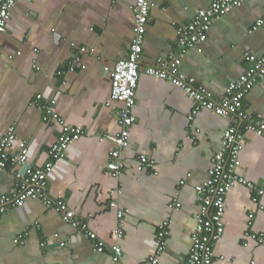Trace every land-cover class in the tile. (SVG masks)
<instances>
[{
	"label": "crops",
	"instance_id": "crops-1",
	"mask_svg": "<svg viewBox=\"0 0 264 264\" xmlns=\"http://www.w3.org/2000/svg\"><path fill=\"white\" fill-rule=\"evenodd\" d=\"M211 1L152 0L125 167L114 179L105 169L114 144L99 138L119 132L122 104L109 101L110 74L129 50L135 0H16L7 29L0 34V139L14 127L11 153L25 148L27 167L44 166L60 129L42 121L34 105L39 94L40 104L56 101V112L66 125L82 128V136L49 174L45 197L65 202L87 231L104 242L105 251L96 252L86 232L63 222L51 206L29 199L0 215V264H112L116 216L109 196L115 190L118 207L126 211L121 264H149L157 226L164 220L170 228L159 264L184 263L199 209L195 187L208 180L223 131L241 124L206 110L190 120L191 98L148 76L145 69L175 53L177 29ZM261 18L264 0H245L225 13L212 23L201 51H187L181 73L219 100L225 86L241 76L245 52L264 56V25L251 31ZM81 47L95 53L81 56L84 70L69 72ZM243 108L264 119V81L247 94ZM139 155L152 167L137 170ZM17 171L24 168L8 166L0 173V196L11 192ZM237 173L257 192L237 184L227 193L224 232L215 245L216 256L223 259L217 264H264V245L259 242L264 235L263 138L245 134Z\"/></svg>",
	"mask_w": 264,
	"mask_h": 264
},
{
	"label": "built area",
	"instance_id": "built-area-1",
	"mask_svg": "<svg viewBox=\"0 0 264 264\" xmlns=\"http://www.w3.org/2000/svg\"><path fill=\"white\" fill-rule=\"evenodd\" d=\"M245 0H212L206 9L195 10L191 21L177 29L176 51L167 59L158 60L156 67L145 69L148 76L164 80L182 90L194 103L189 119L200 111L206 110L222 118H233L241 125L227 127L221 137V147L212 159L209 177L202 185L196 186L199 209L196 223L191 236V247L188 258L183 264H217L223 258L215 254V245L224 232L223 215L225 197L237 184L246 186L252 192H257L254 186L241 178L237 173L239 156L243 149L246 133H252L264 139V119L260 116H251L243 108V100L254 86L264 81V56H256L250 51L244 53L245 67L241 76L224 88L223 96L216 100L213 94L194 84V81L184 76L180 69L182 60L187 51L197 48L201 51L202 44L207 40L212 23L233 8H238ZM16 0H0V34L7 29L8 20ZM152 0H135L132 8L133 37L126 56L118 60L112 71L110 80V102H120L122 109L119 117V132L115 136L103 135L101 141L110 139L114 148L108 154L105 169L111 178L118 179L125 167L124 152L129 145V128L134 122L133 110L136 104V89L139 78V69L142 48L146 33V26L150 11L153 8ZM264 25V19H258L251 27L256 31ZM93 49L78 48L77 56L68 65V71L77 68L85 69L81 56L94 55ZM105 70H108L105 68ZM61 74V72H60ZM42 96L36 95L34 105L41 112V119L45 123L56 124L60 131L55 142L47 152L48 160L41 168L27 167V150L23 148L18 154H12L11 149L15 140L14 127H10L0 139V173L5 172L8 166H20L23 172H14V186L11 192L0 196V215L8 208H21L29 199H40L47 206L59 212L63 222L73 229L86 232V236L94 241V250L99 253L105 251L104 242L97 239L94 233L88 232L72 211L62 200L52 201L45 197V184L49 174L54 170L56 163L66 156L67 147L76 142L83 134L80 127L68 126L56 112L54 99L40 104ZM137 170L151 168L152 162L145 155L137 157ZM118 190L110 193L109 205L115 210L116 227L111 238L114 244L110 247L112 264H121L122 250L119 241L124 236L123 225L125 210L118 207ZM255 200V199H254ZM179 208V203H174ZM170 222L164 220L157 226L155 234V248L148 258L149 264H159V258L166 250L169 236ZM264 245V235L259 237ZM64 246V244H61Z\"/></svg>",
	"mask_w": 264,
	"mask_h": 264
}]
</instances>
